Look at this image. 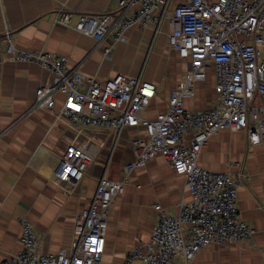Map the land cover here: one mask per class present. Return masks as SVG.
Masks as SVG:
<instances>
[{"label": "crops", "instance_id": "obj_1", "mask_svg": "<svg viewBox=\"0 0 264 264\" xmlns=\"http://www.w3.org/2000/svg\"><path fill=\"white\" fill-rule=\"evenodd\" d=\"M181 1L186 0H169L161 12L171 14ZM117 9L118 0H0V261L22 249V218L33 224L40 250L69 251L76 217L90 207L102 177L123 182V190L110 205L105 251L97 264H126L131 251L146 252L156 224L155 206L177 214L180 203L191 199L185 178L161 155L126 175V165L135 159V140L147 138L143 126L120 131L75 127L60 115L63 95H57L52 110L33 108L36 89L47 82L49 72L35 63L12 61L5 53L4 37L10 32L19 48L65 56L69 66L85 76L105 81L124 74L153 82L157 95L143 115L155 118L167 109L170 93L188 64L169 45L165 15L158 24L129 29L125 40L113 45L110 58L103 48L112 44L111 37L98 44L75 29L81 13ZM64 11L74 13L69 26L58 21ZM216 103L210 69L185 106L207 110ZM193 140V133L185 135L188 146ZM69 145L91 157L77 184L56 176ZM198 162L214 172L244 173L238 207L255 233L249 240L213 243L194 259L181 258L178 264H264V138L251 144L244 130H221L209 137Z\"/></svg>", "mask_w": 264, "mask_h": 264}, {"label": "built area", "instance_id": "obj_2", "mask_svg": "<svg viewBox=\"0 0 264 264\" xmlns=\"http://www.w3.org/2000/svg\"><path fill=\"white\" fill-rule=\"evenodd\" d=\"M168 2L118 0L117 11L81 13L75 24L78 32L98 44L111 37L112 44L103 48L110 58L113 45L124 41L129 29L168 17L169 45L188 68L171 91L167 109L152 119L143 111L157 95L153 82L124 74L100 81L70 67L65 56L21 49L10 32L4 37L10 60L35 63L49 72L47 82L36 89L33 108L52 110L57 95H63L60 115L75 127L120 131L141 125L147 138L135 140V159L126 165V175L161 155L185 178L191 199L180 203L177 214L156 205V224L146 252L131 251L126 264H178L181 258L194 259L213 243L249 240L255 233L238 207L244 173L214 172L198 161L209 137L221 130H244L251 144L264 138V0H186L166 14ZM73 17L74 13L64 11L58 21L69 26ZM210 69L217 103L207 110L187 109L185 99L194 97L196 85L206 80ZM187 133L194 136L189 146ZM90 162L85 151L69 145L56 176L77 184ZM122 190L123 182L100 179L90 207L76 217L69 251L40 250L33 224L20 219L22 249L0 264H97L105 251L110 205Z\"/></svg>", "mask_w": 264, "mask_h": 264}]
</instances>
